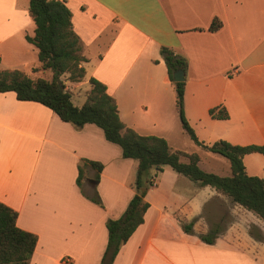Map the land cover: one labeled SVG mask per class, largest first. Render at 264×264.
<instances>
[{
	"label": "crops",
	"instance_id": "0c3cea01",
	"mask_svg": "<svg viewBox=\"0 0 264 264\" xmlns=\"http://www.w3.org/2000/svg\"><path fill=\"white\" fill-rule=\"evenodd\" d=\"M61 1L86 58L83 80L62 77L74 105H82L88 78L94 77L115 99L126 126L163 137L172 150L196 152L198 165L219 161V154L193 141V151L179 145L186 143L183 134L189 136L159 52L165 46L186 60L183 111L200 141L264 143V0ZM28 3L0 0V69L50 78L49 70L38 69V50L25 37L35 28ZM213 19L220 26L210 30ZM215 106L224 107L228 117L212 118L208 111ZM81 158L103 164L97 182L89 167L82 183L85 195L97 185L102 206L75 182ZM242 160L248 174L264 179V154L248 153ZM136 167L95 124L77 128L39 102L0 92V201L17 211L19 228L37 237L29 264H100L105 222L124 212ZM167 167L151 169L155 183L144 196L149 207L143 222L111 264H264V241L248 233L250 223L264 220ZM223 202L232 221L213 243L201 241L198 235L221 219ZM193 218V232L187 233L181 223Z\"/></svg>",
	"mask_w": 264,
	"mask_h": 264
},
{
	"label": "trees",
	"instance_id": "16d2710c",
	"mask_svg": "<svg viewBox=\"0 0 264 264\" xmlns=\"http://www.w3.org/2000/svg\"><path fill=\"white\" fill-rule=\"evenodd\" d=\"M28 11L35 28L34 35H26V40L38 50V69L49 70L51 76L32 79L20 70L0 69V92L13 91L19 100L39 102L50 108L61 120L77 128L85 123L95 124L103 131L107 141L120 147L123 157L137 161L132 197L120 217L108 218L105 222L107 243L100 264H111L120 246L143 222L144 213L149 207L144 196L153 185L150 171L155 168L158 172L163 165L170 166L199 186L213 187L231 203L242 206L264 220V179L248 174L242 160L248 153L264 154V143L240 145L217 139L205 144L198 139L183 111L184 81H173V72L176 69L186 70L184 57L165 46L159 49L169 80L174 85L175 106L181 128L196 145L225 157L229 162V175L205 171L198 165L199 155L196 152L172 150L163 137L139 134L126 126L119 117L115 99L107 93L105 85L94 77L88 78L90 88L82 105H74L62 77L65 76L73 82L83 80L85 68L82 62L86 58L82 54L81 41L72 29L70 10L61 0H29ZM219 26L220 22L213 19L209 29L215 30ZM208 112L212 118L228 117L222 106L210 108ZM89 167L95 170L93 180L98 181L103 164L81 158L77 165L75 182L84 196L102 206L95 188L90 195H85L82 190L85 170ZM16 218L17 211L0 201V264H29L35 249L36 235L19 228ZM194 220L195 218L181 223L182 229L192 233ZM220 226L221 223H215L198 237L203 242L213 243L222 232ZM248 233L254 240L264 241V231L259 226L249 225Z\"/></svg>",
	"mask_w": 264,
	"mask_h": 264
},
{
	"label": "rangeland",
	"instance_id": "374dc122",
	"mask_svg": "<svg viewBox=\"0 0 264 264\" xmlns=\"http://www.w3.org/2000/svg\"><path fill=\"white\" fill-rule=\"evenodd\" d=\"M182 136H184L183 139H185V142L186 143L181 142L179 145L183 149H185L187 151H193L192 150L193 149L192 146H194V144H193L192 140H190V138L187 137L185 134H183ZM215 157L219 161L211 160L210 164H204L203 162H205V161L202 160V162L199 164L200 168H202L205 171L214 172V173L219 174V175H229L230 174V168H229V162H228V160L225 157H223L222 155H216ZM246 158H247L246 159V162L248 163L249 160H250L248 158H251V157H246ZM167 168H169L168 170H172L170 167H167ZM247 169L250 170L249 167H247ZM99 178H100V175H99ZM132 183H134V177H133ZM179 187H181V186L179 185ZM97 189L98 188H97V185H96L95 186V190H96L97 194L99 195V197L101 199V202H102V198L100 196L99 190H97ZM227 205H228V203H224L223 202L222 209L220 210V215H221L220 217H221V219L220 218H219L220 220L217 219L218 222L221 223V226L220 227L222 228V231L232 221V217H231V215L229 213V210L227 208ZM251 224L252 223H250V225ZM258 224H259L258 225L259 227L264 228V223H260L259 222Z\"/></svg>",
	"mask_w": 264,
	"mask_h": 264
},
{
	"label": "water",
	"instance_id": "95a60500",
	"mask_svg": "<svg viewBox=\"0 0 264 264\" xmlns=\"http://www.w3.org/2000/svg\"><path fill=\"white\" fill-rule=\"evenodd\" d=\"M184 79V71L182 69H176L173 72V81H183Z\"/></svg>",
	"mask_w": 264,
	"mask_h": 264
},
{
	"label": "built area",
	"instance_id": "2783aa9c",
	"mask_svg": "<svg viewBox=\"0 0 264 264\" xmlns=\"http://www.w3.org/2000/svg\"><path fill=\"white\" fill-rule=\"evenodd\" d=\"M151 182H152V184L155 183V177L154 176L151 177ZM66 261H67V259H66Z\"/></svg>",
	"mask_w": 264,
	"mask_h": 264
}]
</instances>
